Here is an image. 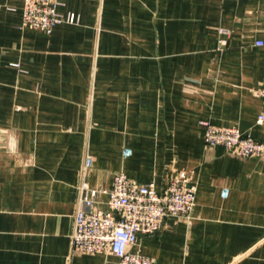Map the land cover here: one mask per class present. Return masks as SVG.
Listing matches in <instances>:
<instances>
[{
    "label": "crops",
    "instance_id": "obj_1",
    "mask_svg": "<svg viewBox=\"0 0 264 264\" xmlns=\"http://www.w3.org/2000/svg\"><path fill=\"white\" fill-rule=\"evenodd\" d=\"M23 5L0 0V264H119L72 250L81 184L107 209L118 172L162 191L174 168L197 186L192 216L131 249L264 264V156L207 146L203 124L264 143V0H64L79 21L50 34Z\"/></svg>",
    "mask_w": 264,
    "mask_h": 264
},
{
    "label": "built area",
    "instance_id": "obj_2",
    "mask_svg": "<svg viewBox=\"0 0 264 264\" xmlns=\"http://www.w3.org/2000/svg\"><path fill=\"white\" fill-rule=\"evenodd\" d=\"M64 0H24L23 27L48 34L61 23H78L74 12L62 14L58 8ZM226 33V30H222ZM257 45L264 44L257 41ZM262 110L257 124H264V85L254 91ZM204 141L209 147L223 146L244 158L264 156V143L238 126H218L203 121ZM93 158L87 157L86 167ZM82 207L74 216L71 234L72 250L85 253L111 254L119 264H157L150 256L132 250L144 234L158 232L169 217L190 218L196 204L197 186L191 175L174 168L162 191L151 183H141L123 172L115 174L108 194L107 209L95 206L98 190L81 184Z\"/></svg>",
    "mask_w": 264,
    "mask_h": 264
}]
</instances>
